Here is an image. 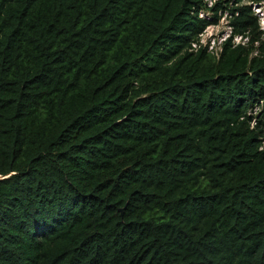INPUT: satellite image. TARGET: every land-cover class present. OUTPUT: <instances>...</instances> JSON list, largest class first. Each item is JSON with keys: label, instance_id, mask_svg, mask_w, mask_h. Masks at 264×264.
I'll use <instances>...</instances> for the list:
<instances>
[{"label": "trees", "instance_id": "16d2710c", "mask_svg": "<svg viewBox=\"0 0 264 264\" xmlns=\"http://www.w3.org/2000/svg\"><path fill=\"white\" fill-rule=\"evenodd\" d=\"M261 1L0 0V264H264Z\"/></svg>", "mask_w": 264, "mask_h": 264}, {"label": "rangeland", "instance_id": "374dc122", "mask_svg": "<svg viewBox=\"0 0 264 264\" xmlns=\"http://www.w3.org/2000/svg\"><path fill=\"white\" fill-rule=\"evenodd\" d=\"M211 4V1H209ZM253 10L256 12V16L260 22L261 28L264 30V0L260 3L253 5ZM208 13L201 12V15L207 16ZM230 33V29L227 26V19L224 15L221 16L220 21L215 25L208 26L203 33L200 35L199 42L202 45H208L213 51H219V44L224 40ZM235 42H239L243 39H240L239 36L234 38Z\"/></svg>", "mask_w": 264, "mask_h": 264}, {"label": "water", "instance_id": "95a60500", "mask_svg": "<svg viewBox=\"0 0 264 264\" xmlns=\"http://www.w3.org/2000/svg\"><path fill=\"white\" fill-rule=\"evenodd\" d=\"M123 208L120 209V212H122Z\"/></svg>", "mask_w": 264, "mask_h": 264}, {"label": "built area", "instance_id": "2783aa9c", "mask_svg": "<svg viewBox=\"0 0 264 264\" xmlns=\"http://www.w3.org/2000/svg\"><path fill=\"white\" fill-rule=\"evenodd\" d=\"M208 49H210V48H208Z\"/></svg>", "mask_w": 264, "mask_h": 264}]
</instances>
